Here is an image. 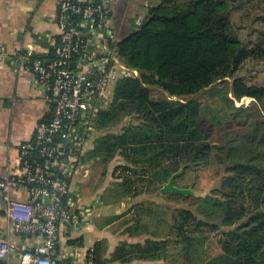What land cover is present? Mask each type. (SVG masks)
<instances>
[{
	"label": "trees",
	"instance_id": "16d2710c",
	"mask_svg": "<svg viewBox=\"0 0 264 264\" xmlns=\"http://www.w3.org/2000/svg\"><path fill=\"white\" fill-rule=\"evenodd\" d=\"M117 1L110 6L111 28L118 38L116 56L138 75L115 82L112 103L98 114L87 163L97 159L107 165L116 157L122 159V165L115 167L122 173L120 181L112 190L120 200L140 195L151 185L160 193L178 171L217 165L223 172L220 184L204 197L160 193L165 200L189 206L178 204L171 215L182 264H264V86L247 82L238 73L247 60L264 62V15L257 17L260 27L250 44L241 40L231 21L233 11L261 8L264 0H142L136 7H120L126 14L122 21L114 8ZM144 13L146 19L133 30L132 19ZM228 79L231 86L224 89L225 96L250 98L260 108L249 122L248 133L235 138L224 134L219 144L208 140L202 126L203 107L193 97ZM231 109L241 113L245 108ZM121 117L125 124L110 131L107 124H121ZM240 118L238 122L244 116ZM142 184L145 188L138 189ZM134 208L146 213L139 205ZM113 220L109 217L99 227ZM136 229L132 226V235H142ZM209 233L219 234L220 252L206 258ZM81 242L73 235L67 241L77 246ZM167 244V239H148L144 245L130 247L142 260L138 264H164L158 263L159 250ZM89 250L90 264L108 262L100 240Z\"/></svg>",
	"mask_w": 264,
	"mask_h": 264
},
{
	"label": "built area",
	"instance_id": "2783aa9c",
	"mask_svg": "<svg viewBox=\"0 0 264 264\" xmlns=\"http://www.w3.org/2000/svg\"><path fill=\"white\" fill-rule=\"evenodd\" d=\"M114 1L57 0L56 38L49 51L14 55L15 65L31 74L50 114L19 145L16 170L7 167L0 176V264H90L91 250L67 241L99 217L100 206L82 202L72 175L84 168L98 114L111 104L107 86L138 75L116 56ZM145 19V13L133 18V29Z\"/></svg>",
	"mask_w": 264,
	"mask_h": 264
},
{
	"label": "rangeland",
	"instance_id": "374dc122",
	"mask_svg": "<svg viewBox=\"0 0 264 264\" xmlns=\"http://www.w3.org/2000/svg\"><path fill=\"white\" fill-rule=\"evenodd\" d=\"M263 7L264 5H262L261 8L244 7L241 11H233L231 14L232 24L241 40L246 44L253 42L252 40L256 36L257 29L260 27V22L257 17L264 15ZM238 73L243 76L247 82L264 86V62L257 63L252 60H247L241 65ZM114 86L115 81L110 82L107 86L106 95H113ZM230 86L231 79L225 82L217 81L215 84L193 97L199 100L203 107L202 126L204 132L207 134L208 140L212 142L217 141L219 144L224 140V134H227L229 138H235L239 135L248 133L251 130L249 122L255 117L253 116L256 114L255 111L260 108L259 104L255 103L250 98L243 97L240 100H236L230 93L225 96L223 94L224 89H229ZM153 94L159 96L160 93L154 90ZM229 99H232V103ZM233 106L238 108L244 107L245 109L241 113H236L231 109ZM235 113L238 114L236 118L233 117ZM247 114L252 115L246 116ZM261 114L264 115V112ZM240 116L241 118L244 116V118H242L243 121L238 122ZM120 121L121 124L117 121L110 124L108 123L107 128L110 131H117L125 124L126 120L121 117ZM99 124L101 125V123ZM91 148L87 149L85 164L88 161V151ZM122 162L120 157L114 158L107 165L100 163L97 159H92L90 163V173L86 183L87 193L83 192V195L92 197L96 193L97 187L100 188V194L96 196V203H98V207L101 206L99 207L101 217L98 218V215L97 217L94 216L92 222L87 225L88 228L93 223L95 224L96 221L102 223L103 220L109 217L114 218V220L105 227L103 236L100 240L106 249L103 254L104 258L108 259L106 264H138L142 260L137 258L138 253H136V249L130 246L138 243L144 245L145 241L148 239H167L168 241L166 249L159 250L162 252V258L158 263L182 264L183 260L180 256L182 252L180 248V238L177 237L171 228V215L174 213V208L178 204L182 207L189 206H187V203L165 200L160 193L153 191V185L147 187L140 195L133 196V194H131L120 200L118 196H116L117 194H114L112 190L115 188L114 184L120 181L117 178L121 175L120 168L115 170V167L122 165ZM117 171L119 172L118 174ZM222 173V170H220L217 165L203 166L198 170L178 171L175 185L180 188L189 189L191 191L190 195L195 198L204 197L209 194L211 190L219 186ZM138 187V189H142L144 186L142 184V186L139 185ZM100 200L108 205L107 209L109 212L105 210V206H102L103 203H101ZM136 205L146 209V213L143 214L135 210L134 207ZM102 210H105L108 214L106 213L103 216ZM135 225H137L135 232H140L142 235H132L134 234L132 233V226L134 227ZM91 228L95 230L94 226H91ZM90 229L85 227L81 230L83 246L87 248L86 250L93 248L97 241L96 234ZM206 237L204 252L207 258L218 254L220 252V247L218 243L219 234L209 233Z\"/></svg>",
	"mask_w": 264,
	"mask_h": 264
},
{
	"label": "crops",
	"instance_id": "0c3cea01",
	"mask_svg": "<svg viewBox=\"0 0 264 264\" xmlns=\"http://www.w3.org/2000/svg\"><path fill=\"white\" fill-rule=\"evenodd\" d=\"M140 1L142 0H118L114 8L123 15L120 21L126 16L122 11L123 7H120H136ZM56 3L57 0H0V176L6 172L7 167L16 170L19 145L31 139L37 123L50 114V106L43 99L41 91L35 87L31 74L25 68L15 65L14 55L20 50L40 56L49 51L51 41L56 38ZM90 165L89 162L86 163L84 168L72 175V180L73 187L80 191L82 202H90L91 207H95L100 188L97 187L92 197L83 195L86 192ZM102 206L108 211L106 203L103 202ZM105 210H102L103 216L109 212ZM100 217L99 212L98 218ZM1 225L3 226V220L0 212ZM99 225L96 221L91 225L95 230L91 226L86 227L96 234L97 241L101 240L107 226ZM73 236L82 240L81 231H76ZM73 246L78 250L87 249L84 248L83 241L78 246Z\"/></svg>",
	"mask_w": 264,
	"mask_h": 264
},
{
	"label": "water",
	"instance_id": "95a60500",
	"mask_svg": "<svg viewBox=\"0 0 264 264\" xmlns=\"http://www.w3.org/2000/svg\"><path fill=\"white\" fill-rule=\"evenodd\" d=\"M177 174H178V172L171 175L170 178L168 179V181L160 188L159 192L161 194H165V193L170 192V191L178 193V194H183V195L191 194V191L189 189L180 188V187H177L173 184V180L177 176Z\"/></svg>",
	"mask_w": 264,
	"mask_h": 264
}]
</instances>
